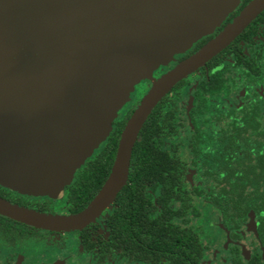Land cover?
<instances>
[{
    "label": "water",
    "instance_id": "obj_1",
    "mask_svg": "<svg viewBox=\"0 0 264 264\" xmlns=\"http://www.w3.org/2000/svg\"><path fill=\"white\" fill-rule=\"evenodd\" d=\"M239 1L0 0V183L32 194L61 191L106 138L134 85ZM263 7L264 0H249L215 37L152 80L121 130L106 179L80 211L55 214L0 198V213L57 231L93 220L126 183L133 145L155 105ZM143 48L152 60L139 71ZM125 75L132 78L117 85Z\"/></svg>",
    "mask_w": 264,
    "mask_h": 264
},
{
    "label": "flooded vegetation",
    "instance_id": "obj_2",
    "mask_svg": "<svg viewBox=\"0 0 264 264\" xmlns=\"http://www.w3.org/2000/svg\"><path fill=\"white\" fill-rule=\"evenodd\" d=\"M248 1L240 0L219 25L174 55L171 64L153 71V77L215 37ZM150 86L147 80L135 86L139 90L134 99L131 96L129 115ZM159 104L172 112L165 141L172 162L164 174L173 178L166 182L158 177L153 186L145 184L140 190L152 206L151 216L166 211L161 218L168 216L170 229L152 228L148 233L141 223L140 234L128 235L132 229L119 226L132 221L117 201L130 182L129 163L126 183L113 201L81 228H39L0 213L1 264H192L196 258L199 264H238L240 258L264 263V7L204 65L175 83L155 107ZM122 117L114 118L108 135ZM77 170L55 195L0 183V198L43 212H78L102 184L87 202L77 205L71 188ZM141 207L142 202L136 205L143 216Z\"/></svg>",
    "mask_w": 264,
    "mask_h": 264
},
{
    "label": "trees",
    "instance_id": "obj_3",
    "mask_svg": "<svg viewBox=\"0 0 264 264\" xmlns=\"http://www.w3.org/2000/svg\"><path fill=\"white\" fill-rule=\"evenodd\" d=\"M163 102H166V100ZM161 104L152 110L139 131L130 158V182L117 196V201L121 203L120 209H123L124 212L128 210L132 216V221L128 225L126 223L119 224L120 227L132 229V231H128V235L131 234L130 232L140 234L142 224L145 230L149 231L148 233H152V228H156V231H162L163 229H170L169 227L171 226V223H168L169 218L167 215L165 219L161 218L162 216L164 217L166 211L161 217L150 215L153 211L152 206L149 204L147 197L145 199L144 196H141L142 191L140 190L145 184L153 186L155 184L153 181L158 177L166 182L173 178V175L164 174V172H170L167 165L172 162L166 148L167 143L165 142L170 137L169 126L172 112L165 107H160ZM125 110H127V107L120 113L122 116L124 115V118L122 117L116 121L115 129L108 135L102 147L94 155L87 157L84 164L77 170L71 183V188L74 190L72 193L74 195L73 201L77 205H83L87 202L102 184L113 161L118 132L129 115L130 109L128 108L129 111ZM158 172L161 174L157 175L156 173ZM137 187H139V190L136 191ZM122 202L124 207H122ZM141 202L143 216H141L139 208H136V205ZM128 204L129 206H127ZM131 207L133 208L131 209ZM192 264H199V260L197 258L194 259ZM238 264L264 263H257L253 259L243 260L240 258Z\"/></svg>",
    "mask_w": 264,
    "mask_h": 264
},
{
    "label": "rangeland",
    "instance_id": "obj_4",
    "mask_svg": "<svg viewBox=\"0 0 264 264\" xmlns=\"http://www.w3.org/2000/svg\"><path fill=\"white\" fill-rule=\"evenodd\" d=\"M176 54H179V53H176ZM175 54V55H176ZM142 56V58H139V71L140 70H142L143 68H144V66L146 65H148V62L146 63V61L145 60H148V59H150L149 61H151L152 60V57H151V55H150V50H148L147 48H143L142 50H140V52H139V56ZM174 57V56H173ZM148 58V59H147ZM128 60H131L132 62H134V61H136V58H130L129 57V59ZM141 60V61H140ZM145 61V62H144ZM173 62V59H171L168 63H161V64H158L157 65V68L156 69H158L159 67H164V66H167V65H169V64H171ZM125 63V60H124V62L122 63V64H120L119 66H118V68H117V70H121V68L122 67H124V64ZM124 64V65H123ZM144 64V65H143ZM155 69V70H156ZM154 70V71H155ZM123 72V71H122ZM124 73V72H123ZM141 72H139V74H140ZM132 78V77H126V75L124 76V77H122L121 79H120V81L118 82V84L117 85H120V86H122V85H125L126 84V82L128 81V80H130V79ZM154 79V77H153V73L149 76V77H147V78H145V79H143V80H147L148 82H152V80ZM139 84V82L137 83V84H135L134 85V87H133V90L132 91H130L129 92V94H128V100L126 101V102H124L123 103V105L119 108V109H117V115L118 114H120L121 113V111L124 109V108H126L127 106H128V104H129V101H130V99H131V96H132V98L134 99L135 97H136V95H137V93H138V90L139 89H136L135 90V86H137ZM135 90V91H134ZM116 115V116H117ZM97 148V147H96ZM93 152V151H92Z\"/></svg>",
    "mask_w": 264,
    "mask_h": 264
}]
</instances>
